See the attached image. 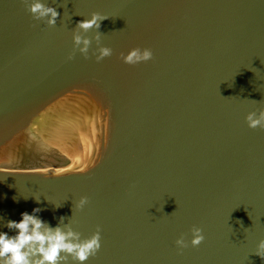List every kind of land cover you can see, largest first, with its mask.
Masks as SVG:
<instances>
[{"label": "water", "instance_id": "water-1", "mask_svg": "<svg viewBox=\"0 0 264 264\" xmlns=\"http://www.w3.org/2000/svg\"><path fill=\"white\" fill-rule=\"evenodd\" d=\"M42 2L54 26L0 0V218L99 230L85 264H264V127L246 121L264 111V0ZM133 48L152 58L124 63Z\"/></svg>", "mask_w": 264, "mask_h": 264}, {"label": "clouds", "instance_id": "clouds-1", "mask_svg": "<svg viewBox=\"0 0 264 264\" xmlns=\"http://www.w3.org/2000/svg\"><path fill=\"white\" fill-rule=\"evenodd\" d=\"M28 11L36 20H43L49 26H54L58 18V12L52 6L46 5L42 0H24ZM107 17L93 13L90 19L78 22L77 27L87 32L90 29H99L100 21ZM99 40V35L95 37ZM74 45L79 48L81 54L87 55L91 41L80 34L73 35ZM108 47H98L96 59L100 60L111 55ZM124 63L137 64L146 62L152 58L150 49L133 48L126 55L122 54ZM246 121L250 128L264 127V111L259 115L249 113ZM15 199V198H14ZM39 202V199H36ZM87 204V198L81 197L76 204L77 208H83ZM40 208H33L29 213H20L19 221L0 218V226H5L13 232L0 231V264H85L94 256L100 248V233L97 230L90 237L81 239L80 233L73 230L70 223H64L65 218L59 217L56 226H50L42 220L37 213ZM204 239L200 228L192 229L191 245L197 246ZM177 246H186L183 237L176 240ZM264 247V240L260 242ZM258 254V252H257ZM259 255V254H258Z\"/></svg>", "mask_w": 264, "mask_h": 264}]
</instances>
